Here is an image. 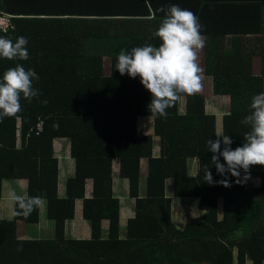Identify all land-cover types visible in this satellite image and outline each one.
<instances>
[{
	"label": "trees",
	"instance_id": "trees-1",
	"mask_svg": "<svg viewBox=\"0 0 264 264\" xmlns=\"http://www.w3.org/2000/svg\"><path fill=\"white\" fill-rule=\"evenodd\" d=\"M18 1L19 16L0 36L26 37L29 58L0 57V79L18 64L34 69L39 80L33 87L41 95L28 102L21 94L22 110L0 121V201L7 183L24 180L28 194L20 197H40L41 203L25 215L18 194L14 218L0 220V264H264V166L250 169L253 184L236 183L230 173H217L207 146L219 130L235 149L250 130L241 121L250 114L252 97L264 92V0H229L237 10L232 13L226 3L224 23H200L201 33L209 35L199 57L202 89L182 94L166 117L151 114L152 94L140 77L120 74L117 56L112 75L105 76L102 55L158 47L162 41L153 33L162 5L199 0L12 2ZM246 46L253 47L248 56ZM252 55L259 57V75L253 73ZM208 90L230 97V111L222 118L207 112ZM148 116L154 133L143 135L138 119ZM59 138L70 141L75 160L65 180L54 146ZM206 168L215 181L227 178L231 186L209 184ZM117 173L128 180L127 197L115 193ZM123 198L135 200V216L125 229ZM80 203L92 229L88 238L71 234ZM43 214L55 223L51 239L28 228L44 229Z\"/></svg>",
	"mask_w": 264,
	"mask_h": 264
},
{
	"label": "clouds",
	"instance_id": "clouds-1",
	"mask_svg": "<svg viewBox=\"0 0 264 264\" xmlns=\"http://www.w3.org/2000/svg\"><path fill=\"white\" fill-rule=\"evenodd\" d=\"M161 11L165 10L162 8ZM17 17L0 14V19H8V23H13ZM201 28L199 18L193 11L174 4L166 10L165 18L153 33L162 41L158 47L151 44L137 46L130 51L121 50L117 56L116 69L120 74H127L133 79L140 77L143 86L152 94L148 105L152 115L166 117V110L182 94L193 95L202 89L203 69L199 64V53L205 47V39ZM0 30L4 32L5 28ZM27 44L28 40L24 36L17 37L15 41L0 36V57L27 60ZM33 80H39L35 70L25 69L19 64L4 72L0 79V121L14 117L22 110L21 94L28 102L41 95L33 87ZM250 109V114L241 121L250 128L244 134L242 146L233 149L232 138L219 130L215 131L217 139L207 141L217 173L223 177L230 173L237 178L236 183H243L250 178L252 166H264V92L252 97ZM221 157L224 162H221ZM241 169L244 172L243 180L240 179ZM205 181L231 186L227 178L215 181L210 168L205 169ZM17 199L25 215L33 210L34 205L41 203L40 197H32L27 201L22 197Z\"/></svg>",
	"mask_w": 264,
	"mask_h": 264
},
{
	"label": "rangeland",
	"instance_id": "rangeland-1",
	"mask_svg": "<svg viewBox=\"0 0 264 264\" xmlns=\"http://www.w3.org/2000/svg\"><path fill=\"white\" fill-rule=\"evenodd\" d=\"M13 21H15L13 19ZM11 24L12 23H0V28L4 27L5 30L4 32H8L11 30ZM108 42H111L108 41ZM255 46H257L256 43H254ZM104 52H106V49L103 50ZM104 56V74L105 76H111L113 73V58L115 56H118L117 53L111 52V53H103ZM199 61H201V58H199ZM202 68V67H201ZM204 97L206 98V110L209 114L212 113H216L217 115H220V117L218 118H222L224 113L229 112L230 107H231V100L227 97V96H214V94L211 92V90H208L207 92H205ZM184 98V97H183ZM184 101V100H183ZM184 103V102H183ZM223 108V109H222ZM184 109V108H182ZM216 111V112H214ZM153 119L152 117L148 116V117H140L138 119V123H139V133L141 134H149V133H154L153 129H154V124L152 123ZM158 142L159 139L156 138V148H155V152L158 153L159 152V146H158ZM55 151L56 154L58 155V157H61L60 159V168H61V177L63 180L67 179V177H70V172L74 171L75 168V162L74 160L71 158L70 156V143L68 139H64V138H59L55 140ZM69 156V157H66ZM146 165L143 163L142 166V176H141V188H145L146 185ZM115 193H117L119 196H123V197H127L128 194V189H129V183L128 180L126 179H122L120 178V175L117 173L115 178ZM19 182V181H17ZM247 185H251L253 184L251 182V179H248L247 181ZM13 183H15V181H13ZM257 186L260 185V183L258 181H256ZM90 185H92V183H90ZM89 185L88 189L91 192V186ZM10 188L6 189L4 191V194H6L5 196V200L6 202H10V198H13L12 196H14V199L17 198L16 195L19 194L21 196H26L28 194V184L27 181H20L19 184L17 183V185H9ZM18 191V193H16ZM12 195V196H11ZM126 195V196H125ZM123 210L122 212H124V214H127L126 216V220H124L122 222L123 227L125 229V227H127L128 224V220L135 216V200L132 199H124L123 198ZM132 212H134L132 214ZM5 219V218H4ZM13 219V218H10ZM42 221H45L44 223H41L44 227V229L42 228L41 225H31L29 226V230L31 232H33L34 236L36 233H44L46 234L44 238H53L55 233L53 232L55 229V223L51 220L48 219L47 215H42ZM50 225L52 227V230L50 229ZM46 226H47V230H46ZM23 228V226H21V229ZM73 230L71 232L72 235L76 236L77 238H88L92 235V229L91 226L89 225V223L87 221H85L83 219V214H82V203L79 204L78 207V218L75 220L73 226H72ZM109 228V223L106 222L104 223V229L107 230ZM26 231V227H24V230ZM23 231L20 232V234H22V238L25 239L26 236H24ZM36 238H40L37 236Z\"/></svg>",
	"mask_w": 264,
	"mask_h": 264
},
{
	"label": "crops",
	"instance_id": "crops-1",
	"mask_svg": "<svg viewBox=\"0 0 264 264\" xmlns=\"http://www.w3.org/2000/svg\"><path fill=\"white\" fill-rule=\"evenodd\" d=\"M13 0H0V14H6L9 16H19V1H18V5L15 2H12ZM205 2H208V7H204V12H202L201 14V18L199 19V23H224L223 22V13L225 11H229V9L226 7V3H228L231 7V12L233 13L234 11L237 10L236 7V2H232L229 0H199L198 2H194L192 4H188L186 6H183L181 4H177L174 3V1H168L165 2L161 9L163 8L165 11H161L160 12V18L158 19L157 23H159L158 28L162 22V20L165 18V12L166 10L171 6V5H178L179 7L183 8V9H188L193 11L197 17H199V13L200 10L202 8V6L204 5ZM199 4V5H198ZM199 8V9H198ZM240 10V9H239ZM204 39H205V45L209 44V35L205 32L204 34H202ZM250 39H253V37H250ZM229 39V37L227 38ZM226 44V43H225ZM230 44V41L228 42V45ZM249 44H251L250 42H247L246 45L248 46ZM245 47V53L246 56H248L250 54L251 49L253 50V47H255V45L251 48V47ZM244 47V46H241ZM106 49V47H105ZM104 49V50H105ZM237 50H241V48L239 47V45H237ZM203 54H205V47L203 48V50L199 53V57L202 56ZM252 58H254L253 61V73L255 75H259L260 74V63H259V57H256L254 55H252ZM228 97V96H227ZM230 99V97H228ZM223 109V108H222ZM230 111V110H229ZM216 112V111H214ZM228 113V112H226ZM70 143V141H69ZM55 144V143H54ZM71 156V154H70ZM69 157V156H66ZM74 160V159H73ZM75 162V160H74ZM69 172L71 173L70 169ZM18 182L15 183H7L6 187L4 189V191L8 188H10L9 185H17ZM19 184V183H18ZM90 183L87 185V189L89 187ZM91 189H92V185ZM89 190V189H88ZM18 193V191L16 192ZM5 196L6 194H3V198L0 201V220L5 219H10V218H14V214H15V202H16V198L14 199V196H12L13 198H10V202H6L5 200ZM18 196V195H16ZM123 215V221L126 220V216L127 214H124V212H122ZM134 212H132L133 214Z\"/></svg>",
	"mask_w": 264,
	"mask_h": 264
},
{
	"label": "built area",
	"instance_id": "built-area-1",
	"mask_svg": "<svg viewBox=\"0 0 264 264\" xmlns=\"http://www.w3.org/2000/svg\"><path fill=\"white\" fill-rule=\"evenodd\" d=\"M8 22H9L8 19H0V23H8Z\"/></svg>",
	"mask_w": 264,
	"mask_h": 264
}]
</instances>
